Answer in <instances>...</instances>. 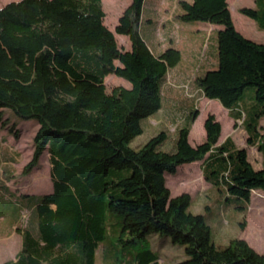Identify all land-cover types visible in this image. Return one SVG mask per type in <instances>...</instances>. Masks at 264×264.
I'll list each match as a JSON object with an SVG mask.
<instances>
[{
    "label": "trees",
    "instance_id": "16d2710c",
    "mask_svg": "<svg viewBox=\"0 0 264 264\" xmlns=\"http://www.w3.org/2000/svg\"><path fill=\"white\" fill-rule=\"evenodd\" d=\"M145 2L130 0L114 32L105 24L102 0H16L0 8V128L9 126L8 111L38 123L35 155L23 175L46 152L53 186L43 195L17 191L31 215L17 228L21 250L4 264H98L106 240L101 264H162L151 235L185 246L188 258L177 264H264V252L243 239L217 248L205 217L189 211L190 195L171 197L166 186V173L200 162L212 187L226 191L229 203L245 205L238 209L248 207L252 192L264 193V43L237 31L228 0L178 2L181 22L223 26L219 66L198 75L196 84L242 121L249 144L261 153L260 168L231 138L217 144L222 127L211 114L205 140L192 146L197 109L177 126L173 151L161 149L165 132L135 150L130 145L143 132L141 120L161 110L169 69L181 61L177 48L159 55L149 48L141 28ZM255 3L240 12L264 30V0ZM116 34L129 38L130 49L119 46ZM111 74L130 87L107 91ZM249 88L255 95L248 106L242 97ZM7 185L0 181V196H13Z\"/></svg>",
    "mask_w": 264,
    "mask_h": 264
},
{
    "label": "rangeland",
    "instance_id": "374dc122",
    "mask_svg": "<svg viewBox=\"0 0 264 264\" xmlns=\"http://www.w3.org/2000/svg\"><path fill=\"white\" fill-rule=\"evenodd\" d=\"M11 1L16 0H0V7ZM129 1L102 0L106 16L105 24L112 30L115 31L114 26L118 22V17L121 16ZM163 3L167 5L169 0H160L156 6L151 2L143 14V19L150 18L154 21L153 24L145 22L142 26V34L145 37L151 35L152 43L157 41V32L160 30L159 10L163 9ZM228 5L237 31L250 40L264 43V30L259 27L256 21L240 12L245 7L255 8V0H228ZM200 24L205 26L200 27ZM206 24L208 23H184L181 21L177 24L175 35L183 33L184 29L189 30L186 34L188 40H179L178 45L185 48L190 46L194 52H198V62L188 66L182 64L171 72L167 79L161 110L141 120L143 132L131 142L130 146L135 150L139 149L154 136L165 132L167 141L161 149L167 152L173 151L178 137V133L175 132L177 126H180L181 120L188 110L197 109L199 115L189 134V143L192 146L205 140L204 123L208 115L211 114L222 127L221 137L217 144L220 145L227 138H231L238 148L246 150L252 166L259 168L262 163L261 153L256 146L249 144V138L242 121L235 122L219 101L202 96L196 84L197 75H203L206 71L217 69L219 66L217 33L218 30L223 29V26L215 25L214 27ZM116 37L120 47L124 45L125 40H128L130 45L126 36L116 34ZM184 53L187 56L188 51L184 50ZM175 77L177 81L174 82ZM169 83L170 87H168ZM105 84L107 91L115 86L130 87L128 81L113 74L107 76ZM254 95L255 90L249 88L245 91L242 101L249 106L254 102ZM7 117L9 126L6 128L4 125L0 128V181L4 185L8 184L7 186L14 194L12 197L0 196V264L12 260L21 247V235L17 231L18 227L13 228V225L23 226L29 221L31 215L30 212L26 214L27 210L22 206L27 204V199L20 197L17 191H27L36 195L53 191L50 179V162L46 152L43 153L39 166L28 176L23 175L25 166L33 160L35 155L34 137L38 130V123L34 120L24 121L11 111H8L5 118ZM13 124L18 127L16 125L14 127ZM15 131L18 132V136L14 133ZM261 131H264V118L261 121ZM129 172V170H124L125 174ZM46 186H48L47 190L42 189ZM166 186L171 197L181 194L190 195L189 211L205 217L212 232V242L217 248H224L232 239H243L258 253L264 252L263 192L257 190L252 192L248 207L238 209L237 207L245 205L241 202L229 203L226 191L212 187L202 174L200 162L182 165L175 175L166 173ZM147 240L151 242L152 248L160 256L162 264H177L188 258L185 246L174 244L170 238L151 235L147 237ZM106 242L108 243L109 240L102 244ZM102 244L97 250L98 264H101Z\"/></svg>",
    "mask_w": 264,
    "mask_h": 264
},
{
    "label": "crops",
    "instance_id": "0c3cea01",
    "mask_svg": "<svg viewBox=\"0 0 264 264\" xmlns=\"http://www.w3.org/2000/svg\"><path fill=\"white\" fill-rule=\"evenodd\" d=\"M179 1L180 0H169V3L167 5H164V3H163V5H162L163 9L159 10V19H160L159 29L160 30L158 29L159 31L157 32V41L156 42L152 43L151 35H147V37H145L143 35L145 41L147 42V44L149 46V48L156 55H159L160 53H162L163 51H165L166 49H168L170 47L177 48L181 52V61L179 62V64L177 66L169 69L167 79H168L169 75H171V72L175 71V69L180 67L182 64H185L184 66H188L189 64H195L198 62V57H197L198 52L197 53L194 52V50H192L190 46L188 48H185V47L178 45L179 40H183V39H184V41L188 40L186 38V34L189 32V30H186V29L183 30L182 29L183 33L180 32L179 35H175V33H176L175 28L178 27L177 24H179V22H180V20L177 17V14L179 13V8H178V2ZM187 1H192V0H187ZM151 2H153V4L156 6L160 2V0H146L144 8H143V14L147 10V6H149ZM129 3H130V1H129ZM129 3L126 5V7L129 5ZM119 17H120V15H119ZM105 18H106V16H105ZM145 22L150 23V24L154 23L153 19H150V18L143 19V21L141 23V28ZM196 23H198V22H196ZM116 25H117V22L114 26V29H115ZM206 25H211V26L215 27V25H212L210 23H208ZM201 26H205V25L200 24V27ZM109 29L114 32V30H112L111 28H109ZM215 30H216V28H215ZM198 31H200V30H198ZM116 39H117V37H116ZM125 41L126 42L124 43V45H121V48L128 50V49H130L131 44L130 45L128 44V40H125ZM184 50L188 51L187 56H185ZM192 60H194V61L192 62ZM177 72H179V71H177ZM175 81H177L176 77L174 78V82ZM166 84H167V81L164 84V91L166 89ZM170 86L171 85L169 83L168 87H170ZM163 97H164V95H163ZM194 163H199V162H194ZM47 188H48V186H46L45 188H42V189H47ZM24 193H29V192L26 191ZM29 194H33V193H29ZM14 227H18V226L13 225V228ZM21 247H22V237H21ZM21 247H20L19 251L21 250ZM19 251L17 252V254L19 253ZM16 255H15V257H16ZM15 257L12 260H14Z\"/></svg>",
    "mask_w": 264,
    "mask_h": 264
}]
</instances>
